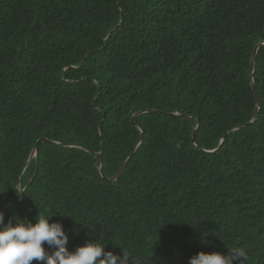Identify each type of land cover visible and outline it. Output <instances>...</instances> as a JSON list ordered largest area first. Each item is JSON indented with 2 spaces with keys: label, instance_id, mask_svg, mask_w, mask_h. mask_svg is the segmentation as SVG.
Masks as SVG:
<instances>
[{
  "label": "trees",
  "instance_id": "obj_1",
  "mask_svg": "<svg viewBox=\"0 0 264 264\" xmlns=\"http://www.w3.org/2000/svg\"><path fill=\"white\" fill-rule=\"evenodd\" d=\"M0 191L69 250L264 264V0H0Z\"/></svg>",
  "mask_w": 264,
  "mask_h": 264
},
{
  "label": "clouds",
  "instance_id": "obj_2",
  "mask_svg": "<svg viewBox=\"0 0 264 264\" xmlns=\"http://www.w3.org/2000/svg\"><path fill=\"white\" fill-rule=\"evenodd\" d=\"M22 192L20 189L17 195ZM17 218L5 224L0 212V264H130L128 253L106 251V244L98 241L69 250L68 232L61 222L50 223L51 216L39 215L35 223ZM243 259L246 255L240 249H228L226 253L200 251L189 258L188 264H239Z\"/></svg>",
  "mask_w": 264,
  "mask_h": 264
},
{
  "label": "water",
  "instance_id": "obj_3",
  "mask_svg": "<svg viewBox=\"0 0 264 264\" xmlns=\"http://www.w3.org/2000/svg\"><path fill=\"white\" fill-rule=\"evenodd\" d=\"M255 58H256V60H257V58H258V48L256 49V52H255ZM254 84H255V90H256V95H257V103H258V106H257V109H256V113H255V115H254V118H253V120H252L251 122L256 121V119H257L258 116H259V110H260V98H259L258 90H257V87H256L255 74H254ZM156 111L160 112L159 110H149V111H146V112H156ZM138 115H139V114H138ZM138 115H136L135 118H134V121H135V122H136V117H137ZM177 115L182 116V117H184V118L193 119V117H188V116H184V115H180V114H177ZM249 123H250V122H248V123H244V124H242V125H240V126H238V127H239V128H242V127L248 125ZM136 125H137L138 127L141 128V125H140L138 122H136ZM198 132H199V127L196 128V129H195V132H194V141H195V143H196V141H197V134H198ZM46 140H49V138H48V137H43L42 139H40V141L38 142V144L36 145V147H35V149H34V151H33L32 158L39 154V151H40L41 145H42V143H43L44 141H46ZM142 142H143V138H142V140H141V143H142ZM86 148L89 149V150H92V149L89 148V147H86ZM135 152H136V151H135ZM135 152L130 156L129 160L127 161V163L125 164V166L122 168V170H121L116 176H114V177H112V178H109V177H108L107 172H106V170H105V167H104V166H101V172H102L103 176H104L105 178H109L111 181L118 180V179L123 175V173L125 172V170L128 168V166H129V164H130L132 158L134 157ZM99 156H100V155L97 154V160H96L97 163L99 162ZM30 163H31V160L29 161V164H30ZM32 181H33V179H32ZM32 181L30 182V184L32 183ZM23 197H24V196H23ZM12 202H13V201H12ZM12 202L7 203L5 206L11 204ZM5 206H4V207H5Z\"/></svg>",
  "mask_w": 264,
  "mask_h": 264
}]
</instances>
